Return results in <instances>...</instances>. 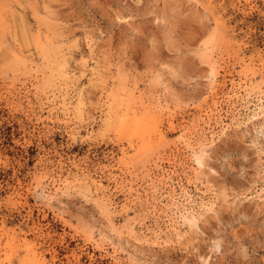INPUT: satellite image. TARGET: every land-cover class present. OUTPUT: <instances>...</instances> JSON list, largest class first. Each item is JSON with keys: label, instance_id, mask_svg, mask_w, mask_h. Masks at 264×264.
I'll return each mask as SVG.
<instances>
[{"label": "rangeland", "instance_id": "1", "mask_svg": "<svg viewBox=\"0 0 264 264\" xmlns=\"http://www.w3.org/2000/svg\"><path fill=\"white\" fill-rule=\"evenodd\" d=\"M0 264H264V0H0Z\"/></svg>", "mask_w": 264, "mask_h": 264}, {"label": "bare ground", "instance_id": "2", "mask_svg": "<svg viewBox=\"0 0 264 264\" xmlns=\"http://www.w3.org/2000/svg\"><path fill=\"white\" fill-rule=\"evenodd\" d=\"M206 169V168H205ZM192 215V214H191ZM193 217V216H192ZM188 222V221H187ZM193 227V226H192ZM205 262H207V261H205Z\"/></svg>", "mask_w": 264, "mask_h": 264}]
</instances>
